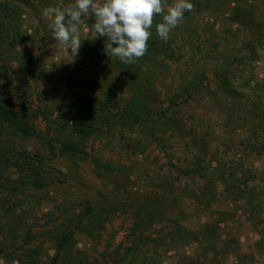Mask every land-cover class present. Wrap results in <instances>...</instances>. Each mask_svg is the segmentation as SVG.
I'll use <instances>...</instances> for the list:
<instances>
[{"label":"trees","instance_id":"trees-1","mask_svg":"<svg viewBox=\"0 0 264 264\" xmlns=\"http://www.w3.org/2000/svg\"><path fill=\"white\" fill-rule=\"evenodd\" d=\"M189 2L194 9L184 13V19L173 29L174 33L170 32L167 41L156 33V24L162 22V17L156 16L148 51L142 58L125 64L114 57L119 77L125 86H131L128 97L116 94V90L87 97L79 93L71 96L74 99L66 104L65 97L58 95L53 102H59L62 111L48 119L52 134L43 132L42 135L37 130L38 116L35 109L27 105L24 93L18 103L0 96V201L3 198L6 201L0 213L3 235L0 253L11 264L13 261L19 264H93L77 249V233L95 237L94 232L99 234L105 221L121 209L120 206L130 203L114 201L103 205L88 200L84 214H76L71 208L61 222L36 233L18 206L24 199L28 202L33 193L35 197L42 191L50 195L48 191L60 178L53 173L52 157L64 156L76 163L78 159H85L89 155V141L103 126L129 130L137 136L131 144L134 156L155 146L170 167L166 168L165 175L153 177L158 180V187L145 191L141 200L131 205L134 226L139 232L150 229L163 215L169 222L171 242L190 243L194 238L193 241L206 247L214 246L220 252L230 244L231 239L227 241L222 231L233 217L234 207L251 213L252 219L264 210V171L261 174L252 169L242 171L246 158L234 149L236 140L243 137L241 131H247L249 135L243 137L242 144L264 156V77L254 80L253 70L264 47V17L258 13L255 0ZM209 8L214 12L224 8L222 11L228 21L226 30L216 29V23L213 31L199 30L196 16ZM23 17L18 3L0 0V71L7 74L14 70L31 82L30 77L35 76V57L28 46L35 39L20 24ZM106 39L94 36L87 40L81 45L84 51L80 54L85 55L87 51L93 58L97 46L108 43ZM182 62H186V69L179 83H173L174 90L170 88L167 98L162 99L157 78L163 76L160 79L163 82L170 74L174 80L171 70ZM236 64L242 68L240 75L237 67L233 70ZM157 67L161 68L158 73L154 69ZM195 68L201 73L199 76L198 73L193 76ZM206 70L211 72L207 74ZM148 71L154 76L148 75ZM144 73L147 77H138ZM117 87L116 83L115 89ZM201 103L204 107L198 111L195 104ZM210 103L212 106L206 108ZM33 139L40 142L39 146L38 142L34 146L29 143ZM93 162L98 175H102V171L114 174L135 169L130 163L107 161L99 156L94 157ZM169 169L175 170L176 175L168 173ZM184 214L189 219L205 216L209 221L198 230L191 229L181 224V220L187 219ZM40 236H48L56 243L58 248L52 257L44 259V244L38 242ZM153 247L158 252V246ZM203 256L206 258L208 254ZM136 260L127 264H136ZM196 264L205 263L198 257Z\"/></svg>","mask_w":264,"mask_h":264},{"label":"rangeland","instance_id":"rangeland-1","mask_svg":"<svg viewBox=\"0 0 264 264\" xmlns=\"http://www.w3.org/2000/svg\"><path fill=\"white\" fill-rule=\"evenodd\" d=\"M13 1L20 5L22 13H24L20 24L25 31H28L31 38L35 39L28 46L29 51L35 57V76L30 77L31 82H28L25 77L19 76L14 70L7 74L0 71V96H6L18 103L24 93L27 105L33 107L35 115L38 116L36 123L40 134L43 135V132L45 135L52 134L47 126L49 125L48 119L59 115L62 111L61 104L53 102V98L58 95L65 97L63 99L67 104L74 99L71 96L75 97L79 93L86 97L103 93L110 94L115 90L116 94L122 97H128V94H131V86H125V82L119 77L114 57L105 54V46H97V50L95 49L97 52L91 58L86 50L85 55L80 54V51H84L82 46L78 54L73 56L71 49L68 52L62 46L56 45L49 29L50 21L42 16V10L49 6L64 8L74 0ZM20 1L23 2L19 3ZM255 1L259 7L258 13L264 17V0ZM173 3L174 0H165L166 6ZM220 6L222 7V5ZM222 10L214 12L209 8L201 15H197L195 22H197L199 30L213 31L214 23L217 24L216 29H220L221 32L226 30L228 21ZM82 19L84 23L80 26L79 33L81 45L94 37L89 29L95 23L92 14L83 16ZM171 32L174 33L173 30ZM182 35L186 34L182 33ZM202 36L205 35L202 34ZM1 55L0 47V57ZM185 65L186 62H182L181 66L172 68L174 80L168 74L169 77L161 82L160 79L163 76L159 75L160 79L157 78L156 82L160 85L162 99L167 98L173 83L174 85L179 83L181 73L186 69ZM236 65L233 70L237 67V72L240 75L242 68L239 64ZM253 65L254 80L262 79L264 77V47L260 51V59ZM154 69L158 73L161 68ZM194 71L193 76L198 73L196 68ZM210 72L211 70L205 71L207 74ZM200 74L199 72L198 76ZM148 75L154 76L152 71H148ZM138 77L144 78L147 75L144 73ZM170 80L172 81L170 82ZM166 82L167 86H165ZM116 83L117 89H115ZM172 89L174 90V88ZM165 104L168 103L165 102ZM212 104H206L205 107H210ZM195 107L199 111L203 109L204 105L203 103L195 104ZM192 113L191 110L188 115L191 116ZM102 128L103 131H101ZM222 128L225 129L223 126ZM100 131L89 141L87 150L89 155L85 156V159H78V163L64 156L52 157L53 160L50 162L53 173L59 175L60 178L58 179L59 183L48 191L50 195L42 191L35 197L33 193L28 202L25 201L26 199L20 202L18 209L26 214L29 225L35 233L44 231L54 223L61 222L71 208L76 211V214H84L88 210L86 209L88 200L103 205L122 201L130 204L120 206L121 209L105 221L100 233L94 232L95 237H89L85 233L79 232L76 235L77 249L93 264H127L133 259H137L136 264H196L198 257L205 264H264V210L258 212L259 215L252 219L251 216L254 215L244 209L234 207L235 213L222 231L227 241L231 239L230 244L225 245L220 252H217L214 246L206 247L198 241H193L194 238L190 243L176 242L175 240L171 242L169 222L164 220L165 216L163 215H161L162 218L159 217L155 220L150 229L139 232L134 226L131 205L139 199L141 200V194L145 191H150L152 187H158V180L153 177L165 175L166 168L170 167L163 153L155 146L150 147L144 154L134 156L131 144L137 139V136L129 130L121 131L118 126L113 129L103 126ZM241 133L243 137L249 135L247 131H241ZM243 137L236 140V148H234L239 155H242V158H246L243 160L241 169L242 171L252 169L257 174H261L264 171V156H260L257 151L245 148L241 142ZM36 142L38 141L33 139L29 143L34 146ZM39 144L40 142L37 146ZM96 156L107 161L130 163L135 169L129 173L116 172L114 174L102 171V175H98L93 162V158ZM237 164L240 165L239 162ZM169 171L168 173L171 175H176L175 170L169 169ZM175 191L178 193L179 187ZM5 202L4 198L0 201V213ZM184 218L187 219L181 220L182 226L195 230L209 221V218L205 216L203 218L193 216L189 219L188 215L184 214ZM4 223L3 221L1 225ZM6 227L7 225H5V229ZM150 232L151 235L148 236ZM191 237L194 236L191 235ZM0 239H3L2 232H0ZM38 242L44 244L42 253L45 256L44 259L50 258L56 253L58 247L48 236H40ZM153 245L158 246V252H155ZM205 254H208L206 258L203 256ZM0 264L11 263L0 253Z\"/></svg>","mask_w":264,"mask_h":264},{"label":"clouds","instance_id":"clouds-1","mask_svg":"<svg viewBox=\"0 0 264 264\" xmlns=\"http://www.w3.org/2000/svg\"><path fill=\"white\" fill-rule=\"evenodd\" d=\"M193 9L189 0H174L168 6L165 0H74L64 8L45 7L42 16L50 21L49 29L56 45L68 52L71 49L75 56L81 47L82 17L92 14L95 23L89 30L95 38H107L105 54L131 64L147 53L156 16L162 17V22L156 24V33L167 41L170 32L184 19V13ZM13 264L19 262L13 261Z\"/></svg>","mask_w":264,"mask_h":264}]
</instances>
